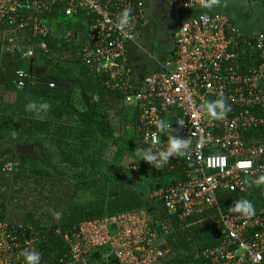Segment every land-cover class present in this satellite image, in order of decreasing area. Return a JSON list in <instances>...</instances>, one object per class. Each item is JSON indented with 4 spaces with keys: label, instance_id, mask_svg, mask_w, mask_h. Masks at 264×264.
I'll list each match as a JSON object with an SVG mask.
<instances>
[{
    "label": "built area",
    "instance_id": "obj_1",
    "mask_svg": "<svg viewBox=\"0 0 264 264\" xmlns=\"http://www.w3.org/2000/svg\"><path fill=\"white\" fill-rule=\"evenodd\" d=\"M168 2L202 10L178 27L174 60L139 83L129 81L126 53L127 42L135 41L146 23L134 0H0V53L32 60L48 51L49 37L78 43L83 62L106 74V85L122 91L125 104L138 110L134 129L141 144L153 153L166 151L169 137L186 145L183 156L174 155L161 166H190L186 181L156 189L150 197L162 200L180 221L213 210L222 239L203 252L210 264H264V208L250 216L224 211L218 197L220 190L246 193L245 177L264 176V140L244 139L264 130V31L244 32L227 15L204 11L208 0ZM125 9L130 21L118 28ZM79 13L89 19L86 31L55 24L61 16ZM13 81L18 88L38 83L23 69L15 72ZM48 85L56 83L49 80ZM159 122L170 127L161 131ZM154 135L157 143L152 142ZM12 167L7 162L4 169ZM38 231L0 221V264H26L25 249L39 252L40 264H48L37 248L45 238ZM48 231L62 236L68 246L69 256L60 257V264H91L99 248L104 256L94 264H165L162 258L169 252L160 245L169 226L147 209Z\"/></svg>",
    "mask_w": 264,
    "mask_h": 264
},
{
    "label": "trees",
    "instance_id": "obj_2",
    "mask_svg": "<svg viewBox=\"0 0 264 264\" xmlns=\"http://www.w3.org/2000/svg\"><path fill=\"white\" fill-rule=\"evenodd\" d=\"M83 15L61 16L55 24L86 31L89 19ZM45 41L48 51L32 60L0 53V221L34 226L45 235L37 246L43 258L60 264L69 249L64 238L48 228L147 209L170 229L160 243L169 250L162 258L165 264H210L203 252L222 239L213 210L180 221L162 200L150 197L156 189L185 182L190 166L174 162L171 170L156 169L140 159L137 147L148 149L132 130L138 110L124 105L122 91L106 85V74L83 62L78 43L58 36ZM20 69L38 83L18 88L13 80ZM40 69L45 71L37 76ZM49 80L56 86L50 87ZM44 103L46 110L40 108ZM30 104L36 108H28ZM244 139L264 140V130ZM19 146H31L33 153L17 152ZM127 152L136 160L124 168L121 161ZM7 162L13 165L11 171L4 169ZM261 176L245 177L246 193L218 191L224 211H231L238 200L251 202L253 209L264 208V183H257ZM93 256L91 264L104 252L99 248Z\"/></svg>",
    "mask_w": 264,
    "mask_h": 264
},
{
    "label": "crops",
    "instance_id": "obj_3",
    "mask_svg": "<svg viewBox=\"0 0 264 264\" xmlns=\"http://www.w3.org/2000/svg\"><path fill=\"white\" fill-rule=\"evenodd\" d=\"M134 1L140 4L146 23L135 41L127 42L126 53L131 69L129 81L139 83L146 76L163 71L174 60L178 27L202 9L176 8L168 0ZM208 4L211 6L204 11L227 15L241 31H264V0H208ZM124 105L136 109L125 102ZM132 130L137 137L134 127Z\"/></svg>",
    "mask_w": 264,
    "mask_h": 264
},
{
    "label": "clouds",
    "instance_id": "obj_4",
    "mask_svg": "<svg viewBox=\"0 0 264 264\" xmlns=\"http://www.w3.org/2000/svg\"><path fill=\"white\" fill-rule=\"evenodd\" d=\"M206 7H210L211 5H205ZM130 21V13L129 10L125 9L121 12L120 14V18H119V23L117 25V27L119 28L121 25H126L128 24ZM217 104H221V102H217ZM217 105H209V111H211L214 107H216ZM28 108L31 109H35L36 105L35 104H30L28 105ZM40 108L42 109H47L48 108V104L44 103L40 105ZM157 127L163 131L165 130L167 127H170V125H165L163 122H159L157 124ZM152 142L153 143H157V138L155 137V135L152 138ZM186 147L185 143L182 142L181 140L175 139L174 137H169V141H168V147L166 151H161L158 153H153L151 148H149V150L145 151L143 149H141L140 147H137V149L135 150L136 153L139 155L140 159H143L144 161L148 162V163H152L155 162L154 166L156 169H159L164 163H166L170 157L174 156V155H184L183 149ZM257 183H264V176H261L259 178V180L257 181ZM230 210L232 212H236V213H240L242 215H251L254 211L253 209V205L251 202L247 201V200H238L234 206L230 207ZM56 216V218L58 219L60 214L59 213H55L54 214ZM22 255L25 258L26 264H40V260H41V256L40 253L35 251V250H27L25 249L22 252Z\"/></svg>",
    "mask_w": 264,
    "mask_h": 264
},
{
    "label": "rangeland",
    "instance_id": "obj_5",
    "mask_svg": "<svg viewBox=\"0 0 264 264\" xmlns=\"http://www.w3.org/2000/svg\"><path fill=\"white\" fill-rule=\"evenodd\" d=\"M21 34V33H20ZM129 147V146H128ZM130 150V149H129ZM131 152H127L125 153L122 161H121V165L122 167L126 168L127 166L129 167L131 164H133V162L136 160V157L134 156L133 153L129 154ZM126 172H128L127 169H125ZM129 173V172H128Z\"/></svg>",
    "mask_w": 264,
    "mask_h": 264
},
{
    "label": "water",
    "instance_id": "obj_6",
    "mask_svg": "<svg viewBox=\"0 0 264 264\" xmlns=\"http://www.w3.org/2000/svg\"><path fill=\"white\" fill-rule=\"evenodd\" d=\"M44 69H40V70H38L37 72H36V75L37 76H40L41 74H43L44 73ZM17 152H19V153H28V154H32L33 153V147H31V146H19L18 148H17ZM152 209V208H151ZM153 210V209H152Z\"/></svg>",
    "mask_w": 264,
    "mask_h": 264
}]
</instances>
